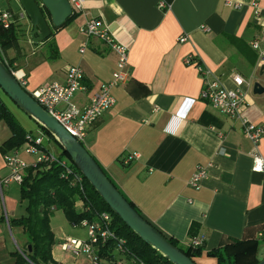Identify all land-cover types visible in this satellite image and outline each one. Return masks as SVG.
I'll return each instance as SVG.
<instances>
[{
	"label": "crops",
	"instance_id": "1",
	"mask_svg": "<svg viewBox=\"0 0 264 264\" xmlns=\"http://www.w3.org/2000/svg\"><path fill=\"white\" fill-rule=\"evenodd\" d=\"M161 1L169 9H161ZM84 9L37 45L31 27L17 24L16 40L1 37L3 60L17 77L27 79L30 94L63 82L70 66H81L86 90L73 102L84 109L116 68L117 56L100 40L90 39L81 54L86 41L81 26L101 17L113 37L129 47L131 77L113 88L115 106L91 126L86 149L154 227L185 249L194 236L202 241L198 264H218L207 254L231 241L245 242L237 264H259L264 257V173L253 171L255 147L242 120L264 124V100L254 93L255 83L264 87V0H88ZM184 35L187 42L179 43ZM49 44L58 48L54 59ZM190 54L229 89L236 74L247 81L240 118L218 113L201 98V76L184 63ZM37 127L28 132L41 133ZM11 136L1 121L0 147ZM24 148L20 154L33 166ZM259 152L264 158V137ZM132 154L140 158L125 166L122 160ZM3 156L0 151V178L9 175ZM199 166L207 168L208 178L195 190L189 181ZM19 193L11 184L0 193V257L14 252L8 220L19 218Z\"/></svg>",
	"mask_w": 264,
	"mask_h": 264
},
{
	"label": "built area",
	"instance_id": "2",
	"mask_svg": "<svg viewBox=\"0 0 264 264\" xmlns=\"http://www.w3.org/2000/svg\"><path fill=\"white\" fill-rule=\"evenodd\" d=\"M3 0H0V2ZM19 1V0H18ZM74 14L83 12L85 2L88 0H69ZM159 7L163 10L169 9V5L161 1ZM239 8L240 5H234ZM260 16V11L256 12V17ZM21 19H25L24 12L20 15ZM17 25L15 14L10 10H2L0 8V28L5 30L11 29ZM204 32H209V29L202 26ZM80 34L85 37V42L81 48V54H84L88 49L87 44L90 39H97L106 44L112 53L117 56L116 68L112 75V80L103 85L100 91L95 94L90 100L89 105L80 109L74 104V96L86 90L84 86L85 73L81 66H70L67 70L66 78L63 82H55L47 87L41 88L31 94L36 102L53 116L73 137L80 143L85 142L91 126L101 118L108 110L115 106V98L112 90L116 86L125 85L131 77L129 55L130 49L119 43L111 34L109 26L101 17H92L81 26ZM188 36L184 35L179 39V43H185ZM1 44V42H0ZM253 48L258 50L259 44L253 43ZM184 63L187 66H195L199 72L203 89L201 98L211 104L213 108L220 114L229 117H241L242 111L246 106V97L243 91V86L247 81L241 75H234L232 80L234 88L229 89L225 86L221 78H219L212 70L197 62L193 54L188 55ZM264 65V51L261 52L260 66ZM13 75L18 80L22 88L27 90L28 81L26 78L17 77L12 69ZM158 109L155 110V112ZM243 131L246 137L255 147L252 154L253 171L264 173V158L259 152V144L264 137V124H255L243 119ZM24 152L29 156L39 154V159L30 166L21 156V147L7 153L3 156L4 163L9 170V175L5 178H0V193H3L4 187L12 183L21 185L23 183L26 171L30 167H36L39 164H45L46 168L52 165H59L63 169L62 176L68 178L72 176V185L78 186L81 191H84V178L74 172L69 159L61 158L50 148L51 139L44 133L27 134ZM138 154H132L125 157L122 163L129 166L134 160L139 159ZM208 178V170L206 167L199 166L192 175L189 185L200 190L203 182ZM114 219L108 212H103L96 216L93 221L85 220L79 225H74L75 228H83L87 232V239H68L62 243V250L74 255H86L92 264H135L134 259H129V251L126 248V241L119 237L113 228ZM113 248L110 249V246ZM202 241L197 237H192L190 247L193 249L201 248ZM108 246L109 252H112V258L109 260L100 254V248ZM108 252V251H107ZM111 255V253H109Z\"/></svg>",
	"mask_w": 264,
	"mask_h": 264
},
{
	"label": "trees",
	"instance_id": "3",
	"mask_svg": "<svg viewBox=\"0 0 264 264\" xmlns=\"http://www.w3.org/2000/svg\"><path fill=\"white\" fill-rule=\"evenodd\" d=\"M76 15L77 13L74 14V16ZM71 19L68 20L63 28L56 31L64 29ZM17 29L18 27L16 25L9 30L0 28V40L2 36L10 41L16 40ZM53 35L54 33L44 42H48L52 39ZM49 49L51 53L50 59H54L55 56H58V48L56 45L49 44ZM1 57L3 59L2 55ZM8 68L10 69V67ZM1 121H4L12 130L10 139L4 142L0 147L1 153L5 155L20 148L26 142V137L29 132L16 123L15 117L0 97V122ZM39 128L42 133L46 134L51 139V142L55 143L60 148L63 156L71 160L69 155L61 149L56 140L44 128L40 126ZM43 167L46 168V165L39 164L36 167H30L26 171L23 183L21 184V203H26V215L8 220L11 229L21 228L27 239L25 248L21 249V251L12 253L15 264H59L53 256V247L56 244V239L51 227V218L56 211H63L73 226L79 225L85 220L93 221L99 214L108 212L113 216L114 230L119 237L126 241V248L129 251L128 258L130 260L134 259L135 264H172L140 239L117 215H115L84 176V191H81L78 186L72 185V176L68 178L62 176L63 169L57 164L52 165L49 170L38 171L37 174H34L37 169L40 170V168ZM71 167L75 173L79 175L82 174L74 163L71 164ZM118 190L120 191L119 188ZM121 194L125 197L122 192ZM125 199L142 216L135 205L126 197ZM77 200L84 204V208L80 211L76 209ZM192 230L193 228H191V231ZM161 233L163 234V232ZM163 235L174 246L179 248L191 260L198 264L197 258L203 254L202 248L193 249L189 247L185 249L180 247L178 242L174 239L167 237L165 234ZM244 244L245 242L241 241H231L221 248L209 252L207 256L215 258L218 264H237L236 259L238 252L242 249ZM108 248V246H102L100 248V254L110 260L113 250L109 252ZM112 248L113 245L110 246V249ZM109 253H111V255Z\"/></svg>",
	"mask_w": 264,
	"mask_h": 264
},
{
	"label": "water",
	"instance_id": "4",
	"mask_svg": "<svg viewBox=\"0 0 264 264\" xmlns=\"http://www.w3.org/2000/svg\"><path fill=\"white\" fill-rule=\"evenodd\" d=\"M40 1L41 4L37 0H19L25 15L31 22L30 36L35 45L49 39L53 30L63 28L74 16L69 0ZM260 75L264 76V65L261 67ZM0 88L18 108L56 140L112 212L140 239L172 264H196L131 206L86 147L43 109L27 90L21 87L1 56ZM254 93L262 96L264 100L263 85L255 83ZM259 264H264V260Z\"/></svg>",
	"mask_w": 264,
	"mask_h": 264
},
{
	"label": "rangeland",
	"instance_id": "5",
	"mask_svg": "<svg viewBox=\"0 0 264 264\" xmlns=\"http://www.w3.org/2000/svg\"><path fill=\"white\" fill-rule=\"evenodd\" d=\"M37 1L41 4L40 0H37ZM0 8L2 10L12 11L15 14L17 24L19 25V27L24 28V30L26 28L31 27L30 26L31 22H30L28 16H26L25 19H21V17H20L21 13L24 12V10L21 7L18 0H3L0 2ZM1 55L2 54H1V50H0V56ZM0 97L4 101V103L7 105V107L10 109L11 113L15 117V121L17 124L22 126L27 131H34V133L37 132L38 127L35 124V122L30 117H28L20 108H18L16 106V104H14V102H12L10 100V98L1 90V88H0ZM8 128H9V126H8ZM9 130H10L11 135H12L11 128H9ZM53 145L55 146V147L52 146L55 154H57L61 158L66 159V157L63 156V153L60 150V148L55 143H53ZM83 145L86 147L85 142H83ZM25 156H27V160L30 161L29 163H32V164L37 162L39 159V154H36L32 157L25 154L24 158H26ZM49 169L50 168H44L43 167V168H40V170L37 169L34 174H37L38 171H46ZM11 186L17 191V193L20 192L19 196H18L19 217H22V216L26 215V203H21V185L13 183V184H11ZM83 208H84V204L81 201L77 200L76 209L78 211H80ZM51 227H52V230L55 234V239L58 241V243H56L55 246L53 247V256L55 259L61 260V264H92L86 255H77L76 256L72 253L63 251L62 246H61V244L68 239H78V240L87 239V232L85 229L75 228L71 224V222L67 219V217L63 211H56L54 213V215L51 218ZM20 231L21 230L19 228H13L12 234L9 231V234L11 237L10 240H11V244L13 246L14 252L21 251V249L25 248V245L27 243L26 237L24 236L25 237V240H24L22 231L21 232ZM16 242H17V244H16ZM180 247H182V246H180ZM0 250H1V246H0ZM14 252H12V253H14ZM12 253L9 257H7V256L6 257H0V264H10L9 263L10 261H12L11 264H14L13 259H12ZM260 259L262 261L264 259V257H261Z\"/></svg>",
	"mask_w": 264,
	"mask_h": 264
}]
</instances>
